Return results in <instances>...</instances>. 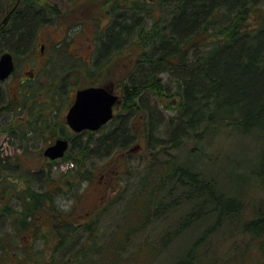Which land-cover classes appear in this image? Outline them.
Instances as JSON below:
<instances>
[{
    "label": "trees",
    "instance_id": "obj_1",
    "mask_svg": "<svg viewBox=\"0 0 264 264\" xmlns=\"http://www.w3.org/2000/svg\"><path fill=\"white\" fill-rule=\"evenodd\" d=\"M41 1L20 2L0 30V49L17 60L58 13ZM16 3L0 0V18ZM121 4L109 9L90 66L67 59L69 39L52 46L44 71L59 50L66 62L53 59L45 102L35 100L39 78L29 94L22 85L19 99L0 82V119L7 121L0 127L16 132L25 150L53 131L67 138L63 158L77 181L53 170L58 159L32 170L20 166L29 162L26 151L13 157L16 165L0 155V264H157L162 256H178L166 264H264V0ZM123 55L121 112L81 140L83 131L59 120L62 103L74 99L65 98L66 84L77 83L72 71L82 69L90 85L108 86L99 82L103 72ZM158 101L174 110L164 138L155 132ZM136 119L147 138L138 162L130 158L141 140ZM112 153L114 164L116 158L125 164L118 183L101 205L79 213V183L92 181L97 161ZM39 156L45 158L43 150ZM123 176L128 180L120 183ZM71 197L77 201L68 208Z\"/></svg>",
    "mask_w": 264,
    "mask_h": 264
},
{
    "label": "rangeland",
    "instance_id": "obj_2",
    "mask_svg": "<svg viewBox=\"0 0 264 264\" xmlns=\"http://www.w3.org/2000/svg\"><path fill=\"white\" fill-rule=\"evenodd\" d=\"M5 1V0H3ZM39 1V0H35ZM118 1H120L122 6L124 5L125 0H42L41 2L47 6L48 8L55 7L57 10V15L49 16V19L47 22L42 24L36 32V43L32 46L31 49H29L25 54H19L18 60H17V67L15 72L12 74V76L4 83H2L3 88L6 90L7 95L9 97H17L19 96V90L18 87L20 86V82L28 78L30 76H33L36 73V70L40 67V71L37 73V77L39 78L38 81V87H40L42 90L35 95V100L40 101V103H43L46 101V98L48 97V88L50 87L47 85L49 81H47V73H51V67L54 64V60L56 57L57 62L59 63H65V60H63V55L61 54L62 51L59 50L58 52H55L52 56V62L49 67L44 71L45 65H41V63L38 62V58H42L43 55L39 53L40 50V44L45 43V51L47 53V56L50 58L48 46L52 47L53 45H59L61 42L65 41L66 39H69V43L65 45L64 49L66 52H68L67 59H71L72 57H78L77 60H80V64H83V66H90L91 60L93 58V52L95 49V43H96V36L94 34L95 31L92 29L95 28V22L100 21L105 25L107 19H109V9L112 5L118 4ZM71 55V56H69ZM71 57V58H69ZM131 55L129 54V61H130ZM75 59V58H74ZM127 61L126 57L123 55L121 59H115L110 61L111 63H108L106 71L103 72V76L101 77L99 82L104 81H110L109 87L114 89V92L119 94L121 97V90L119 87V84L121 83V78L124 77L125 70V62ZM128 61V62H129ZM75 73L76 76H72L71 79L74 81H77V83L74 85V83L66 85V92H65V98L67 99L68 96H71L73 99L75 96V92L78 88L87 87L90 85V80L88 77L84 74V71L81 70H73L72 73ZM33 81H27L26 86L27 88L32 84ZM57 83H60L59 78H54L53 86H56ZM37 87V86H36ZM30 88V87H29ZM59 89V88H57ZM11 96H10V95ZM154 98V99H153ZM152 100L150 99V102L155 106L156 108V99L153 97ZM16 99V98H15ZM15 101V100H13ZM162 103L164 101H161ZM158 101V104L160 105V111L157 110L158 114V120L155 125V132L156 134L164 138L165 130H166V122L167 119L170 118L169 116L173 115L174 110L173 108H167L162 106V103ZM19 104V103H17ZM32 104V101L28 102V106ZM62 111L59 114V120H62L64 124L66 123V113L69 108V106H66L65 103H62L61 105ZM122 105H121V98L119 103L115 107V114L118 112H121ZM157 109V108H156ZM28 108L24 110L25 116L28 115ZM140 113H137V117L140 118ZM11 118V115L8 116V119ZM6 121V115H2V118L0 119V123L5 124ZM161 122V124H160ZM4 126V125H1ZM68 126V125H67ZM133 126L135 133L141 136V140L137 141V144L139 147L134 149L130 157L132 161L138 162L140 159L139 157L142 155V153L146 152V140L147 138L143 137V129L141 125V121L139 119H136L133 122ZM5 128V127H4ZM69 128V127H68ZM5 129L0 127V155L3 156H9L11 158V162H13V165H16V159L14 160L13 157L26 155V152L28 153L25 156V160L29 161L25 164H22L20 166H24V168H28L29 166L32 168V170L37 169L39 166H42L46 164V162L49 161L48 158H40V152L46 147V141L45 139H52L54 140L55 136L58 135L56 132H51L48 135H45V137H41L36 139L32 144L28 145L27 150L24 148L19 147V142L17 138V133L10 135L8 132L4 131ZM70 131H72L70 129ZM98 131V130H96ZM95 132V131H93ZM143 132V133H142ZM81 133V132H79ZM19 134V133H18ZM101 132L96 133L94 136H99ZM86 132L80 135L81 140L86 139ZM44 147V148H43ZM43 148V149H41ZM26 151V152H25ZM25 154V155H24ZM73 154V152H72ZM116 157V154L112 153L111 155H108L104 157V159L100 160L99 163L95 166L96 167V175L93 178L92 181L87 183V181H83L82 183H79L78 191L84 192V194L78 199V201L75 199L74 201H77L78 205V212L83 214L84 212H87V210L96 208L98 205H101L103 202V196L107 195L109 192V188L112 187L115 183H118V175L121 170L125 167V164L119 160V158H116V164H114V158ZM118 159V160H117ZM119 163L120 165H117ZM53 170L58 172L59 176L61 175H69L74 176V172H71V168L73 167L72 162L68 160V158H61L56 160V162L53 165ZM13 172H16L17 167L11 168ZM100 173H103L100 175ZM74 182H77L75 178H72ZM112 191H110V194ZM3 200H5L3 198ZM73 198L71 197L70 200H66L65 204L68 208L72 206ZM2 203V202H1ZM167 223V222H166ZM168 224V223H167ZM186 237V236H185ZM184 239H177V242H182ZM175 242V243H177ZM175 247V246H174ZM173 247V249H174ZM168 257H178V256H162L164 258L161 259L157 264H166L164 260Z\"/></svg>",
    "mask_w": 264,
    "mask_h": 264
},
{
    "label": "water",
    "instance_id": "obj_3",
    "mask_svg": "<svg viewBox=\"0 0 264 264\" xmlns=\"http://www.w3.org/2000/svg\"><path fill=\"white\" fill-rule=\"evenodd\" d=\"M7 18L8 16L4 22ZM14 70L13 54L6 51L0 57V80L8 78ZM118 101L119 95L109 86L91 85L79 88L66 114L67 124L75 132L98 130L113 118L114 107ZM69 144L67 138H57L55 142L45 148L44 155L51 159L61 158L65 155Z\"/></svg>",
    "mask_w": 264,
    "mask_h": 264
},
{
    "label": "flooded vegetation",
    "instance_id": "obj_4",
    "mask_svg": "<svg viewBox=\"0 0 264 264\" xmlns=\"http://www.w3.org/2000/svg\"><path fill=\"white\" fill-rule=\"evenodd\" d=\"M18 0H16V2H17ZM22 1H25V0H20L19 1V3L20 2H22ZM19 3L17 4H15V6L10 10V9H7L6 10V12H5V14L2 16V18H0V30H2L3 28H5L6 26H8L9 24H10V22L12 21V14H13V12L16 10V8H17V6L19 5ZM10 14V15H9ZM8 16V18H7V20H6V22H4V20H5V18ZM109 19H110V17H109ZM109 19H107V21H106V23H105V25L103 24V23H101L100 21H97V22H95V28L94 29H92L93 31H95L94 32V34H95V36L96 35H100V34H102L103 32H104V28L103 27H105L106 26V24H108L109 23ZM45 43H41L40 44V50H39V53L41 54V55H43L42 56V58H38V62L39 63H41V65H43L44 66V64L46 63V61H47V59H48V56H47V53H46V51H45ZM48 48H52V47H50V46H48ZM6 51H9L8 49H5V48H3V49H0V57H1V55L4 53V52H6ZM11 52V51H10ZM12 53V52H11ZM13 54V53H12ZM13 58H14V62H15V70H16V67H17V59H16V57L14 56V54H13ZM15 70H14V72H15ZM41 69H40V67L38 68V70H36V73L33 75V76H30V77H28V78H25V79H23L21 82H20V86L18 87V90H19V96H17V97H15V98H17V99H19L20 98V94H21V89H22V85L24 84V83H26L27 81H34V80H36L38 77L36 76L37 75V73L40 71ZM13 72V73H14ZM12 73V74H13ZM12 74L8 77V78H6V79H4V80H0V82L1 83H4V82H6L11 76H12ZM27 94H29V93H31V89H29V88H24L23 89ZM24 92V93H25ZM74 100V99H73ZM73 103V102H72ZM70 107V106H69ZM67 123V122H66ZM71 129V128H70ZM72 130V129H71ZM73 132V131H72ZM57 138H60V137H56V138H54V140H52V142H50L49 144H47L46 145V147L47 146H49L50 144H52L53 142H55V140L57 139ZM45 147V148H46ZM45 148L43 149V155H44V150H45ZM44 157L45 158H48V159H51V158H49L48 156H46V155H44Z\"/></svg>",
    "mask_w": 264,
    "mask_h": 264
},
{
    "label": "bare ground",
    "instance_id": "obj_5",
    "mask_svg": "<svg viewBox=\"0 0 264 264\" xmlns=\"http://www.w3.org/2000/svg\"><path fill=\"white\" fill-rule=\"evenodd\" d=\"M43 11L46 12V10H45L44 8H43ZM15 14H16V13H15ZM102 159H104V158H102ZM102 159H99V160L97 161L96 164H98L99 161L102 160ZM125 179H126V178L123 176L122 179L120 180V183L123 182ZM126 180H128V178H127Z\"/></svg>",
    "mask_w": 264,
    "mask_h": 264
}]
</instances>
